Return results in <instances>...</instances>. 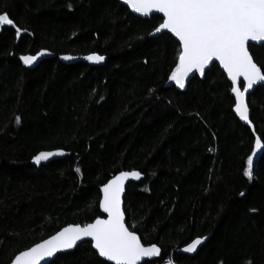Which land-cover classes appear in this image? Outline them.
Segmentation results:
<instances>
[{"label": "trees", "instance_id": "obj_1", "mask_svg": "<svg viewBox=\"0 0 264 264\" xmlns=\"http://www.w3.org/2000/svg\"><path fill=\"white\" fill-rule=\"evenodd\" d=\"M0 12L27 30L0 26V264L104 216L100 187L124 170L144 176L126 187L127 226L163 251L142 264H264V152L243 175L255 137L264 143V85L249 96L251 128L217 63L185 91L166 86L179 42L151 35L158 14L140 18L120 0H0ZM41 50L55 57L33 69L19 59ZM93 52L105 65L59 58ZM250 52L264 64V47ZM206 236L195 256L181 253ZM50 264L112 263L84 242Z\"/></svg>", "mask_w": 264, "mask_h": 264}, {"label": "snow or ice", "instance_id": "obj_2", "mask_svg": "<svg viewBox=\"0 0 264 264\" xmlns=\"http://www.w3.org/2000/svg\"><path fill=\"white\" fill-rule=\"evenodd\" d=\"M124 3L143 16L153 11L161 13L162 22L151 35L167 30L178 40L179 48L175 66L168 75L169 81L184 89L190 73L203 74L210 62L218 61L231 82L230 92L235 98L236 115L251 126L246 93L250 94L255 86L264 84V64L258 66L254 62L250 47H264V0H124ZM0 26L13 27L17 37L27 31L16 26L9 14L4 12H0ZM45 54L46 50H41L34 55H20L19 59L23 65L30 66ZM71 58L63 57L65 60ZM85 59L99 63L105 57L93 52ZM241 78L243 89L240 86ZM20 121L19 116L15 117L16 124ZM261 152H264V143L261 136H256L251 153L245 160V177L252 178L256 157ZM64 154L62 150L41 151L33 157V161L39 164ZM76 172L79 173L80 169L77 168ZM141 175L137 170L120 171L102 184L99 208L106 218L100 215L83 225L68 224L48 238L19 251L10 264H41L45 258L72 249L84 238H91V246L98 256L113 264H139L142 258L159 256L161 249L157 244L145 245L137 232L126 226L125 211L122 209L125 181L129 178L140 179ZM205 239L193 238L182 250L192 253ZM165 264H173V261L166 260Z\"/></svg>", "mask_w": 264, "mask_h": 264}, {"label": "water", "instance_id": "obj_3", "mask_svg": "<svg viewBox=\"0 0 264 264\" xmlns=\"http://www.w3.org/2000/svg\"><path fill=\"white\" fill-rule=\"evenodd\" d=\"M120 2L122 3V4H124L126 7H128L125 3H124V0H120ZM129 8V7H128ZM130 9V8H129ZM130 11L134 14V15H136V16H138V17H140V18H143V19H148V18H150L152 15H154V14H158V15H160V16H162V14L161 13H157V12H155V11H153L152 13H150L148 16H143V15H141V14H139V13H136V12H134L132 9H130ZM163 33H169V32H167V30H163L161 33H159V34H156V35H152L153 37H157V36H160L161 34H163ZM170 35H172L171 33H169ZM173 36V35H172ZM174 37V36H173ZM175 38V37H174ZM176 39V38H175ZM177 40V39H176ZM178 41V40H177ZM89 54H91V53H89ZM89 54H86V55H81V56H76V55H71V54H63V55H60V60H61V62H63V63H65V64H72V63H75V62H80V61H82V62H85V63H87V64H89V65H91V66H102V65H105V63L107 62V57L105 56V55H103L104 57H105V60L104 61H102V62H99V63H96V62H91V61H88V60H86L85 59V57L86 56H88ZM97 54H99V53H97ZM250 54H251V52H250ZM30 55H34V54H30ZM99 55H101V54H99ZM252 55V54H251ZM64 56H70V57H72L71 59H67V60H65V59H63V57ZM52 57H55V55H54V53H52V52H50V51H47L46 50V54L45 55H43V56H41V57H38V59H37V61L36 62H34L32 65H30V66H26V67H29V68H31V69H33V68H35L40 62H42L44 59H47V58H52ZM254 62H255V60H254ZM215 63H217L218 65H219V62L218 61H216V62H210V64L208 65V66H206V69H205V71H204V73L203 74H201L200 72H193V73H190L189 74V76L186 78V80H185V88L184 89H180L178 86H176V84L174 83V82H172V81H167V83H166V86L167 87H171V86H175L178 90H180V91H185L186 89H187V87H188V85H189V83H190V81L192 80V79H194L195 77H199V78H201V79H203L204 77H205V75H206V72H207V70L208 69H210L211 68V66L213 65V64H215ZM220 66V65H219ZM259 66V65H258ZM220 68L222 69V71L224 72V70H223V68L220 66ZM225 73V72H224ZM226 74V73H225ZM227 75V74H226ZM229 80V79H228ZM229 82H230V80H229ZM231 83V82H230ZM262 85H264V84H262ZM262 85H258V86H262ZM240 86H241V88L243 89V85H242V78H241V83H240ZM258 86H255L254 87V90L258 87ZM254 90H252L251 92H250V94L249 93H246V104L248 105V107H249V96L253 93V91ZM232 94V93H231ZM232 96L234 97V95L232 94ZM235 112V111H234ZM236 114V113H235ZM238 117V116H237ZM239 118V117H238ZM249 119H250V121H251V109H250V107H249ZM240 120V119H239ZM241 122H242V124H244V125H246V126H249V127H251V128H254L253 127V124H252V122H251V126L248 124V122H246V121H242V120H240ZM53 159V157L52 158H50L48 161H50V160H52ZM124 171H132V170H124ZM138 171V170H137ZM118 174V173H117ZM143 174L141 175V178L140 179H135V178H129L128 180H126L125 181V191L122 193V196H121V200H122V209L124 210V196H125V193H126V187H127V185L129 184V183H131V182H139V181H141L142 179H143ZM101 195H102V193H101ZM101 210V209H100ZM125 211V210H124ZM101 212H102V210H101ZM103 215H104V217L106 218V214H104V213H102ZM125 222H126V214H125ZM72 224H74V223H72ZM82 225V224H81ZM67 226V225H66ZM126 226H127V223H126ZM130 229V228H129ZM59 231V230H58ZM55 234V233H54ZM137 235L139 236V234L137 233ZM140 237V236H139ZM48 238V237H47ZM206 239L202 242V244L200 245V246H198V248H197V250L196 251H194V252H192V253H187V252H184L182 249L185 247H183L182 249H181V253L182 254H185V255H188V256H195L197 253H198V251L200 250V248L207 242V240H208V236H206L205 237ZM142 241V240H141ZM84 242H91V238H84V240H83V242H78L77 243V245L76 246H74L72 249H68V250H63V251H61V252H58L57 254H55L54 255V257H52V258H45V260H43V261H41V264H48L49 262H51L52 260H54L58 255H60V254H64V253H68V252H72L73 250H75V248L79 245V244H81V243H84ZM143 243V242H142ZM146 245V244H145ZM157 246L161 249V253H160V255L159 256H157V257H151V258H148V257H145V258H142L141 259V261L139 262V264H142V263H144L145 261H153V260H155V259H158V258H160L161 256H162V254H163V251H162V248L157 244ZM95 250V249H94ZM102 258V257H101ZM102 259H104L105 260V258H102ZM107 262H109V263H112L113 264V262H110V261H107Z\"/></svg>", "mask_w": 264, "mask_h": 264}, {"label": "rangeland", "instance_id": "obj_4", "mask_svg": "<svg viewBox=\"0 0 264 264\" xmlns=\"http://www.w3.org/2000/svg\"><path fill=\"white\" fill-rule=\"evenodd\" d=\"M174 264V263H173Z\"/></svg>", "mask_w": 264, "mask_h": 264}]
</instances>
